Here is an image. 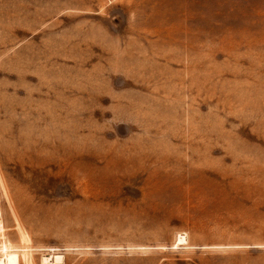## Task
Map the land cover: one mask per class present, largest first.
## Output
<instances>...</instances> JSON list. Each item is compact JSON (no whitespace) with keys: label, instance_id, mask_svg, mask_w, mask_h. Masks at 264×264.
I'll return each instance as SVG.
<instances>
[{"label":"rangeland","instance_id":"rangeland-1","mask_svg":"<svg viewBox=\"0 0 264 264\" xmlns=\"http://www.w3.org/2000/svg\"><path fill=\"white\" fill-rule=\"evenodd\" d=\"M2 243L264 264V0H0Z\"/></svg>","mask_w":264,"mask_h":264},{"label":"bare ground","instance_id":"bare-ground-1","mask_svg":"<svg viewBox=\"0 0 264 264\" xmlns=\"http://www.w3.org/2000/svg\"><path fill=\"white\" fill-rule=\"evenodd\" d=\"M179 240L186 239L185 234H179ZM3 256L0 257V263L2 264H16L19 260L18 253L15 250L11 249V246L8 243H2L0 246ZM43 261H50L53 263H59L63 259L62 253H47L42 256Z\"/></svg>","mask_w":264,"mask_h":264}]
</instances>
